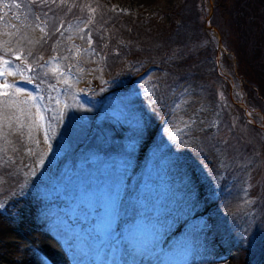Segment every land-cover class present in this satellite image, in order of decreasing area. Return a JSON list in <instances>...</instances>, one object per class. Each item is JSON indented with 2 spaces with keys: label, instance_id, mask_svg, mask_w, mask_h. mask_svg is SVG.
<instances>
[{
  "label": "rangeland",
  "instance_id": "1",
  "mask_svg": "<svg viewBox=\"0 0 264 264\" xmlns=\"http://www.w3.org/2000/svg\"><path fill=\"white\" fill-rule=\"evenodd\" d=\"M104 1L112 12L165 28L178 24L183 3ZM203 1L209 14L217 0ZM29 11L23 0H0V157L15 184L0 202V264H39L47 230L54 241L67 236L65 249L59 247L67 264L77 260L65 250L83 264H147L151 258L155 264H245L238 242L210 224L221 209L224 152H208L217 169L208 176L196 170L189 152L196 133L216 129L219 105L186 92L177 109L166 102L157 122V88L150 84L157 70L108 85L78 21L60 28L50 58H33L46 30ZM201 32L200 42L220 38L205 19ZM218 44L216 69L230 85L231 100L247 106L235 59L225 66L220 57L228 52ZM246 109L249 122L264 130V114ZM113 170L118 175L108 188Z\"/></svg>",
  "mask_w": 264,
  "mask_h": 264
},
{
  "label": "trees",
  "instance_id": "2",
  "mask_svg": "<svg viewBox=\"0 0 264 264\" xmlns=\"http://www.w3.org/2000/svg\"><path fill=\"white\" fill-rule=\"evenodd\" d=\"M23 1L46 30L30 53L33 58H50L60 28L78 21L106 69L108 85L130 83L145 70H157L150 82L157 88L155 100L161 110L157 122L167 109L166 102L171 99L175 110L174 103L186 92L219 105L216 129L196 133L189 152L196 159L194 167L205 176L217 171L208 152L213 148L224 152L227 167L219 172L221 209L210 224L238 242L245 264H263L264 130L249 122L245 110L231 100L230 85L216 69L218 42L209 37L205 42L199 40L208 15L204 1L183 0L176 11L178 24L168 28L154 20L112 12L104 0ZM208 22L216 27L228 52L220 61L229 67L231 56L235 59L236 75L243 83L242 101L264 114V0H217ZM9 169L0 157V202L15 188L7 179Z\"/></svg>",
  "mask_w": 264,
  "mask_h": 264
},
{
  "label": "bare ground",
  "instance_id": "3",
  "mask_svg": "<svg viewBox=\"0 0 264 264\" xmlns=\"http://www.w3.org/2000/svg\"><path fill=\"white\" fill-rule=\"evenodd\" d=\"M117 175L118 174L115 173V170H113V175H111V177H109V176L107 177V183L109 185L108 188L114 184V181H116ZM5 230H6L5 231L6 235H9V236H12V235L18 236L19 235V233L16 231L9 232L10 230H7V229H5ZM48 231L50 232V230H47L46 232H42L41 244L43 245L45 250H44L43 254L40 256L39 264H67L64 261L62 255H60V250H59L60 249L59 247H63V249H65V247L67 245V240H68L67 236L57 234V241H54L52 236L49 233H47ZM47 239L52 241V244H50ZM65 252L67 253V257H72L73 259L77 260V264H83L82 261H84L85 259H82L81 257H78L75 254H74L75 256L73 254L72 255L69 254L68 250H65ZM147 262H148L147 264H155L156 260H155V258H151V260L149 259V261L147 260ZM129 264H133V263L131 262Z\"/></svg>",
  "mask_w": 264,
  "mask_h": 264
},
{
  "label": "water",
  "instance_id": "4",
  "mask_svg": "<svg viewBox=\"0 0 264 264\" xmlns=\"http://www.w3.org/2000/svg\"><path fill=\"white\" fill-rule=\"evenodd\" d=\"M212 4H211V9H212ZM212 12V11H211ZM211 12L208 14V16L205 18V22L207 23L208 22V20H209V17H210V15H211ZM208 28H210L211 30H212V27L211 26H208ZM217 42H219V44H218V49H219V47L221 46V44H222V42H221V40H220V38L218 37V41ZM216 63H217V56H216ZM242 104V103H241ZM243 106H242V108L244 109V110H246V111H248V109H246V105L245 104H242Z\"/></svg>",
  "mask_w": 264,
  "mask_h": 264
},
{
  "label": "snow or ice",
  "instance_id": "5",
  "mask_svg": "<svg viewBox=\"0 0 264 264\" xmlns=\"http://www.w3.org/2000/svg\"><path fill=\"white\" fill-rule=\"evenodd\" d=\"M41 2H48V0H41ZM52 2H56V0H52ZM61 2H67V0H61ZM41 31H43V29H41ZM5 86H9V85H5ZM17 91H19V89H17ZM28 99H32V97L29 96Z\"/></svg>",
  "mask_w": 264,
  "mask_h": 264
}]
</instances>
